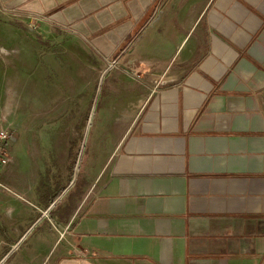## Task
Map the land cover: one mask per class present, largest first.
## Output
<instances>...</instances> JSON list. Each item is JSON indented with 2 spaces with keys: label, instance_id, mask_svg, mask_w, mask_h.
I'll return each mask as SVG.
<instances>
[{
  "label": "crops",
  "instance_id": "1",
  "mask_svg": "<svg viewBox=\"0 0 264 264\" xmlns=\"http://www.w3.org/2000/svg\"><path fill=\"white\" fill-rule=\"evenodd\" d=\"M2 9L84 39L110 63L116 106L99 126L103 158L79 185L77 157L57 155L60 169L44 179L12 133L0 264H264V0H0Z\"/></svg>",
  "mask_w": 264,
  "mask_h": 264
},
{
  "label": "rangeland",
  "instance_id": "2",
  "mask_svg": "<svg viewBox=\"0 0 264 264\" xmlns=\"http://www.w3.org/2000/svg\"><path fill=\"white\" fill-rule=\"evenodd\" d=\"M14 14L0 11V61H10L0 66L7 73L0 89L6 93L9 88L13 97L0 100V128L13 133L17 149L27 144L44 179L60 169L57 155L73 162L77 157L72 180L79 185L103 158L97 141L105 133L99 126L110 121L105 110L116 106L106 95L109 74L103 75L110 63L73 33L46 30ZM62 136L65 147L58 154L56 142Z\"/></svg>",
  "mask_w": 264,
  "mask_h": 264
},
{
  "label": "built area",
  "instance_id": "3",
  "mask_svg": "<svg viewBox=\"0 0 264 264\" xmlns=\"http://www.w3.org/2000/svg\"><path fill=\"white\" fill-rule=\"evenodd\" d=\"M33 27V26H32ZM130 77L137 79L139 74L133 68H129L127 70ZM10 132L7 128H0V171L7 165L8 163V150L7 145L10 140ZM9 191L2 183H0V191ZM62 234H60L61 236Z\"/></svg>",
  "mask_w": 264,
  "mask_h": 264
},
{
  "label": "water",
  "instance_id": "4",
  "mask_svg": "<svg viewBox=\"0 0 264 264\" xmlns=\"http://www.w3.org/2000/svg\"><path fill=\"white\" fill-rule=\"evenodd\" d=\"M102 77V76H101ZM75 169H77V166H75Z\"/></svg>",
  "mask_w": 264,
  "mask_h": 264
}]
</instances>
